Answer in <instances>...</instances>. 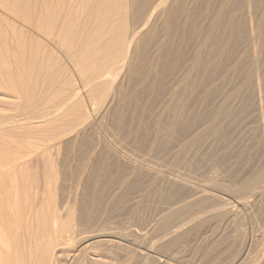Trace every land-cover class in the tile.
Returning <instances> with one entry per match:
<instances>
[{"label": "rangeland", "instance_id": "obj_1", "mask_svg": "<svg viewBox=\"0 0 264 264\" xmlns=\"http://www.w3.org/2000/svg\"><path fill=\"white\" fill-rule=\"evenodd\" d=\"M12 1H13L12 3H11V0H9L8 2L3 1V2H5V3H2L3 9L0 8V10H1L0 16L5 18L4 20L2 18H0V21H1L0 22V36L6 34L8 36V38L9 37L11 38V35H9L10 32L8 33L9 29L8 30L6 29V27H7L6 24H8L7 28H9L11 25V22L15 21V23H13V24H16V25H14V26H16V28L13 29L15 32L21 30V29L16 30L18 27H20V28H22L21 31L27 33V34L26 33L23 34V32L19 31L23 35V37H26V40H27V38L32 39L33 36L35 38L37 35L30 33L28 31V29L26 27H24L26 24L24 21L25 18L23 16V14L26 12V15H27V10L24 7V6H26V4H24L25 0H23V1L20 0V2L18 3L19 4L18 8H17V2L19 0H17V2H16V0H15V2H14V0H12ZM28 1H29V3H28ZM40 1L42 3V4H40V8H41L43 5L42 0H34V1L33 0H26V2L28 3V5H27L28 7L29 6L31 7L33 5L31 7L33 9L36 6L34 8V15H33L34 18L36 17L35 15L40 13V8H39ZM81 1H82V6H80ZM103 1L102 0H97V1L96 0H90V1L89 0H76V1L75 0H71V1L70 0H67V1L61 0V2L63 4V6L62 5L61 6L63 7V9L61 10L60 22H65L66 20H69L71 18L74 19L75 17L76 18L78 17L77 19H79V21H77V19H74L75 21L70 23V25L67 24L68 27L70 28L69 29L70 31H68V30L65 31L66 34L71 35V37H72V35L75 34V36L71 38L74 41V44H72V45L75 48L74 50L70 51L71 55H73V57L68 56V54L64 50L63 46H57V50H59L58 55L60 56L59 57V59H60L59 60V66H60V68L63 67L62 68L63 70H61V69H60L61 71L59 70V75L61 74L60 75V81L63 84L62 92L64 91L65 93H63L62 95L59 94L58 97L59 96L60 97L55 99L54 97L56 95V92H55L56 89L54 88V86H50L51 89L48 93V98H47V101L50 102L49 105L52 106L53 102H56L54 100H58V102L61 103V106L62 105L64 106L65 102H67L66 104L69 103L71 105H74V102H71L68 100L69 95L71 93V90L74 89V87L77 85L76 91H79V89L82 88V84L84 81L83 79L89 77V75L92 74L93 70H96V69L101 70L102 69L101 72L103 71V73H104L106 71L108 73V72H110L109 70L113 69V71H114L113 73L112 72L108 73L110 75H112L118 71L117 73H115L112 76L109 75L107 77V74H106V76L104 75V77H106L107 80H109V81L106 80L104 82L106 84L102 83V86H101V84L98 83V84H95L94 86H92V88H91L92 93L90 92L92 95L89 94V89L84 91L85 87L80 89V91H79L80 93L77 92L78 93V100H79L77 102L79 104H81L80 103V100H81L83 102V105H84V107L81 106V107H83L82 110H80V108H79L80 106L77 102H75V104H78L79 107L76 105L72 106V108H74L76 106L77 110L71 109V105L69 106V104L65 105L64 108L70 109L69 113L72 114L71 110H74V113L76 112V114L75 115L70 114L71 118L67 119V116H64L63 113H60L62 116H64L63 122L58 124V122L60 121V117H58L59 118L58 122L52 121L51 124H49V123H48V125H46L47 123L45 124L46 126L51 125L50 127L45 126L43 128L40 125L44 124V122H40L41 123L40 124V123H38V121L37 122L35 121V123H37V124L34 123L32 126H34V129H37V128L39 129L41 127L40 128L41 131L38 129L35 131L34 130L32 131L30 128L27 129L24 126H22L21 123L19 125H15L13 127V125H9V124H6L3 122V120H6V118L8 116L18 114V112L14 111V109H12L10 106H8V104H10V103H12V104L16 103L17 99L8 98V97H4V96L0 95V126H1L0 135L3 136V137L2 136L0 137V140H1L0 141V228H2V229L5 228L4 230L0 229L1 230L0 234L3 233V235H4V233H5L4 236L1 235L2 237H0L1 238L0 244H2L3 242L4 243L7 242V243L3 244L4 246L2 245L3 247L0 246V248H1L0 249V264H13L14 262H16L15 264H21V263H24L26 259H29V258L33 259V257L34 258L36 257V259H34V261L32 259H31L32 260L31 262H29V260L28 261L26 260L27 262H25V263L28 264V262H29L30 264H33V263L34 264H38V263H40V264H48V263L49 264L50 263L51 264H53V263H55V264H70L72 262L71 264H76V263L83 264V262H84V264H103V263L105 264V262L101 263L102 261H107L106 263H108V262L110 263V261H112L114 259H112L110 256H108V252H106L108 249L106 245L109 244L106 241L109 240L110 236H112V235L116 236V237H120L121 233L123 234L124 232H126L127 234L133 233L132 232L133 230H128V228H131L130 227L131 223H134V220H136L137 218L141 219V220L143 219V221L147 219L144 222H149L148 220H151V218H158V216H160V214L162 215L164 212H166L167 209H165V208H167L170 204H173V203L179 201L180 199L187 197L190 194H193L194 192H196V190L207 187V185L210 182L209 179L211 180V178L213 180L214 179L217 180L218 182L220 181L219 183H225V184H226V182L227 183H231V182L233 183V182L240 181L241 178L243 179L245 176H248L249 174H251V171L253 170L252 167L255 168L256 165L257 166H259V165L264 166V138H263L264 137V128L262 125L263 124L262 121L264 120V119H262V118H264V115H263L264 114V101H263L264 100V73H263L264 72V0H254L255 6H254L253 11H252V14L255 15V17L253 16L254 17L253 23H255V22H257V20H259V23L261 24L260 25L261 30H259V31H260V35H262V38H261V45L262 46H261V51L259 53L260 58L258 55V58H257L258 61L256 63L257 65H259L260 70L263 74V76H262L263 79L261 80L262 91H261L259 96L257 94V87H256V83L254 80V72H255V65H254L255 63L254 62L255 61H253L252 54H251L252 50H251V46H250L251 42H250L249 27L247 24V10H246V6H245L246 0H197V1L196 0H191V1L190 0H177L175 4H176V8L178 7L177 9H179V10H177V9L174 10L175 9L174 8V9H172L173 10L172 11V10H170V8H173V7H170L168 10L169 12L167 11V15L169 17H167V19H165L166 17L165 18L160 17L155 22L152 21V19L154 17L152 12L153 13L155 12L154 13V15H155L157 13L156 11L160 12L161 10L162 11L166 10V7H167L166 5H162L164 7L159 5L158 2L160 0H154V1L153 0H145V1L144 0H142V1L138 0V2H143V3L145 2L146 3V10L144 13L145 15L138 13V16L136 15V11H134L132 8H129L126 5V2H128L127 0H122V1L121 0H119V1L118 0H115V1L109 0L110 2L108 0H103ZM67 3H69V5H67ZM72 3H76V5H72ZM86 3H88L89 5ZM109 3H111V4H109ZM134 3H137V2H134ZM5 4L7 7H4ZM107 4H108V6H106ZM112 4H114L113 5L114 7L112 6ZM117 4H118V6H115ZM147 4H148V7H147ZM78 5H79V7H78ZM99 5H100V7H99ZM109 5L111 7H109ZM10 6L12 8L14 6V8L19 9L18 10L19 13H17L18 11L16 9H15V11H16L15 14H14V10H13V13H11L12 8ZM66 6H67V8H66ZM105 6H106V9L104 8ZM121 6H122V8H121ZM9 7L11 8V12H10L11 14L10 15L8 13L10 11ZM22 7H24L23 8L24 10H22ZM37 7L39 10L37 9ZM71 7H72V9H71ZM77 7L79 8V10L77 9ZM117 7L119 8V10H121L120 13L117 10ZM174 7H175V5H174ZM74 8L77 9V14L79 13L80 8H82L81 9L82 13H79V14H81V16L82 15L83 16L80 17L79 14H78V16L76 14L74 15V12H76L75 11L76 9L74 10ZM102 8H103V11H101ZM114 8L117 11L114 10ZM125 8H127V9H125ZM8 9H9V11H8ZM65 9H67L66 11H68V12L65 13ZM68 9H70V10H68ZM104 9L107 12H105ZM2 10L4 12H2ZM5 10H6V13L8 14V16L5 13ZM98 10H99V12H98ZM110 10H111V12H109ZM22 11H24V12H22ZM38 11H39V13H38ZM113 11H115L116 13H114ZM170 11H171V13H170ZM188 11H189L190 15L188 14ZM108 12L110 13V15L112 17L110 15H106ZM112 12L120 20H117L115 22V20L117 18L113 17L114 14ZM184 12L185 13L187 12L186 14L188 15V18L190 16L189 19L185 18ZM20 13L21 14L23 13V14L21 15ZM96 13L97 14L100 13V14H98L100 18L98 16H96ZM66 14H69V15L71 14L72 16H75V17H72L71 15L67 16ZM87 14L90 15V18ZM93 14H95V16H93ZM19 15H21L23 17H21V16H20V18L17 17L18 21L16 18L9 17V16L15 17V16H19ZM64 15H66V16H64ZM148 15H150V16H148ZM218 15H220V16H218ZM6 16H7V18H6ZM62 17H63V19H62ZM95 17H98V18H95ZM110 17H111V19H110ZM191 17H192V19H191ZM235 17H236V19H235ZM84 18H86V19H84ZM94 18H95V21L93 24L96 23V20L99 21V19H100V21H101V19H103V18L105 20L101 21L102 24L100 22H97L98 24L96 23V25L93 26V24H91V20L93 22ZM132 18H134V19H132ZM150 18H152V19L150 20ZM162 18L164 19V21ZM168 18L173 19L174 22H172L170 20L168 23ZM216 18L220 19L222 22L226 21L225 23L227 25L229 23H232L234 20V22H233V25H234L233 26L234 27L233 28V30H234L233 37L234 38H232V40L229 39L228 34H226V33H228V30L219 29L220 31H217L214 28L212 30L213 26H211L210 24H211V21L213 19H216ZM14 19H16V20H14ZM148 19H149V21H148ZM255 19H257V20H255ZM5 20H6V22H10V25H9V23H6ZM20 20H21V23H20ZM188 20H190L191 23ZM245 20H246V22H245ZM2 21L4 24L2 23ZM80 21H81V23H80ZM86 21H88L87 22L88 24L87 23L85 24ZM66 23H69V22L66 21ZM79 23H80V25H79ZM110 23L112 25L116 24V26L115 25L112 26V25H110ZM239 23H242V24H239ZM13 24L10 27L11 29L13 28L12 27ZM84 24L87 26L85 27ZM90 24H91V26H90ZM20 25H22L23 27H21ZM72 25H74V26H72ZM76 26L78 27V29ZM89 26L91 28H89ZM103 26L105 28H103ZM72 27H74V30H71ZM75 27L77 30H75ZM109 27H111V29L108 30L107 28H109ZM102 28L104 29V31L98 30V29H102ZM136 28H139L138 30L141 29V30L146 31L149 29L152 31L148 30L149 33L146 36L147 38L145 37L146 39L144 38L145 40L143 39L140 42V48L138 50H136L135 53L133 54V56H134L133 57V67L128 74L125 71L126 67L124 66V63L122 61L123 60L122 57L125 56L124 53L127 51V45L128 44L132 45L133 43H135L137 41V37L135 36V34L131 33ZM3 29L5 31L7 30L6 31L7 33ZM80 29H81V31H80ZM112 29H114V30H112ZM13 30H11V31H13ZM107 30H108V32H110L109 34H106ZM111 30L113 32H111ZM70 32H72V34H70ZM95 32L97 34H95ZM207 33L211 34V38L212 39L214 38L213 39L214 41H217L219 39L220 41H218V42H221V43L224 42L225 43L226 39L229 40V43H227L228 47L226 46L227 48L225 47L224 50L218 52V55L220 54L219 55V61H220L219 64L220 65H218L216 68L213 67V69H212V67L208 68L210 70H208V69L206 70L204 67L202 68V66H199L198 75L196 77L197 80L193 79L192 80L193 83H190L188 81L189 83L187 82L186 84H184L181 82V77H182L183 72L188 69V67H189L188 65L190 64V61L193 57L194 52L201 50L200 53L203 56H206L208 53H211V51H212V49L209 47H204V48L201 47L203 45L204 37L206 36ZM29 34H30V36L28 37ZM80 34H81V36H80ZM130 34H133V37L135 36V38H132ZM103 35L104 36L106 35L107 39H106V37L104 38ZM161 35H162V37H161ZM126 37H127V39H126ZM129 38H131L132 40ZM84 39H86V40H84ZM160 41H161V43L163 42V45H164L163 49H162V53H161V56H162V54H163V56H162V58L160 57V60H159V61H161L160 65L162 64V66L160 67V65L157 62V65H156L157 68L156 67L153 68L151 63H152V61H158L155 58V52L158 49L157 47L159 45H157V44H159ZM11 43L12 42H10V44ZM80 43H82V44H80ZM124 43H126V44L124 45ZM75 44L78 46H76ZM114 44L116 45L117 48L115 47ZM72 45L70 46L71 49H72ZM81 45L83 47L84 46L85 47L81 48ZM88 46L90 49H92V48L97 49V52L94 56L93 55L89 56L90 58L94 57L93 59H88L89 57H86L84 55L85 53H84L83 49H87ZM48 48H52V46L46 45L47 50H49ZM100 49H101V53H100ZM210 49H211V51H210ZM109 50H110V52H108ZM52 51L54 52V50H52ZM212 52H214V49ZM78 53H80V54H78ZM98 53H100V54L98 55ZM214 53L216 54V52H214ZM113 55H114V57H113ZM109 56H110V58H105V57H109ZM115 57H117V59ZM87 59H88V62H86ZM118 59H120V60L117 61ZM90 60H91V62H89ZM113 60H115V62ZM107 61H110V62L107 64L106 63ZM104 64H106V65H104ZM121 64H123V65H121ZM111 65H113V66H111ZM64 66H65V68H64ZM103 66L106 67V69ZM116 67H118V68H116ZM123 67H124V69H123ZM103 68L105 70H103ZM107 68H109V69H107ZM115 68H116V71H115ZM167 68H169V69H167ZM185 68H186V70H185ZM204 70H205V72H204ZM85 71H86V73H85ZM124 71L126 72V74ZM160 71H161V73H160ZM162 72H164V73H162ZM62 73H64V74H62ZM68 73H70V74H68ZM72 74H75V75H72ZM78 76L79 77L81 76V77L79 78ZM122 76H124V77L121 78ZM178 78H179V80H178ZM73 79H75L74 82H73ZM99 80H101V79H99ZM118 80H120V81H118ZM81 81H82V83H81ZM160 82H162V83H160ZM65 83H66V85H65ZM74 83H75V85L72 86V84H74ZM194 83H195V85H194ZM67 84L69 85V87H72V88L70 89V88L66 87ZM118 84H119V86L116 87V85H118ZM187 84H189V85H187ZM175 85H176V87H174ZM160 86L162 88H160ZM102 87H104V88H102ZM181 87H184V88H181ZM186 87H190L192 90L190 88L188 89ZM172 88H175L176 90L172 89ZM182 90H184V91H182ZM51 91L55 92V94L53 95L54 97H52V94L50 95ZM97 91H99V92L97 93ZM169 91L172 92V94H175L176 96L180 95L182 97V95H183L184 98L188 96V98L186 99L187 101L185 100V102H186L185 107H183L181 111H179V112L177 111L178 112L177 115H175L173 112H172V114L169 113V111L171 112V110H169V107H167V106H168V104H169V106L170 105L172 106V104H171L172 98H170L172 96H170L171 93ZM186 91H188V93ZM103 92H106V93H103ZM168 93H169V95H168ZM105 94H106V96H105ZM65 96H66V98H64ZM101 96L103 98H101ZM261 97H262V99H261ZM87 98L92 103L88 102ZM91 98H92V101H91ZM8 99H10V100L8 101ZM164 99H166V100H164ZM14 100H16V101H14ZM99 100H100V102L103 101L104 104L100 103ZM167 102H168V104H165ZM36 103H39V102H36ZM101 104H103V105H101ZM163 104H165V105H163ZM173 104L176 106L175 103H173ZM93 105L97 106V107L99 105L100 106L98 108L96 107V109H95V107ZM106 105H109L110 107H109L108 112L105 115H103V117H102V115H99V113L101 114V111L104 109V107ZM161 105H163L164 108L168 109V112L165 109L163 110V107ZM175 106H174V108H175ZM32 107L33 108L38 107V105L33 104ZM101 107H102V109H101ZM66 109H63L61 112L68 110V109L67 110ZM96 110H99V111L96 112ZM1 111L4 113H2ZM78 111H80V112L78 113ZM66 113L69 114L68 112H66ZM66 113L64 112V114H66ZM161 114H162V116H161ZM100 116H101V118H100ZM90 117H91V119H90ZM99 124L101 125L100 127H99ZM5 125H7L9 128L4 127ZM20 125L22 126L21 128H20ZM36 125H39V126H36ZM93 126H96V127L92 128ZM16 127H18V128H16ZM52 128H53V131H52ZM21 129H23V130H21ZM167 129L169 131H166ZM102 130L105 131L104 135L101 134V133H104V132H102ZM158 130H160V131H158ZM78 131H80V132H78ZM40 132H41V134H39ZM44 132H45V134L46 133H48V134L44 135ZM50 132H52L54 135L51 134ZM162 132L164 133V135ZM38 134L42 138H40ZM58 134H60V135H58ZM65 134H67V135H65ZM102 135L105 137L103 138ZM5 136L6 137L11 136L10 138H12L11 139L12 144L10 143L11 141L8 142L7 140H5V138H6ZM31 136H33V137H31ZM50 136H52L53 138L55 137L56 139H54V140H56V141H53L52 143L47 141L48 139H50V141H52L51 140L52 137H50ZM46 137H47V140H46ZM48 137H50V138H48ZM58 137H60V139ZM2 138H4V139H2ZM10 138H7V139L10 140ZM13 139L15 140V142ZM21 139L26 140L25 141L26 143H24V140H21ZM57 139H59V141ZM29 140L30 141L33 140V146L35 144V147L38 144L41 145L40 143L43 140H46L48 144L50 143L48 146L49 150H50L49 151L50 154L47 152L48 154L46 153V155H51V157L48 156L49 157L48 158L45 155L47 157L45 159L48 162H50L49 164H53L52 166L51 165H50V167L47 166L49 164H46L47 167L43 166L42 164L45 161V159H41V158L39 159V157H38V156H40V154L43 150H44L43 154H45L44 152H46L45 150H47L48 147H47V149H44V148H42V146L40 147L38 145L39 147L37 146L36 149L32 148L33 149L32 153H34V154L32 156L29 155V154H31V151L28 152L27 147L29 146V144H32V141L29 142ZM155 140H156V142H155ZM34 142H36V143H34ZM2 143H4V144H2ZM27 143H28V146H27ZM106 143H108V144H106ZM15 144H16V146H15L16 148L14 147ZM152 144H153V146H152ZM56 146H58L59 148ZM4 147H6V148H4ZM17 147H18V149H19V147L21 149L18 150ZM29 147L31 149L32 145ZM24 148L27 150L23 151V150H25ZM13 149H17L18 151L13 150ZM55 149H56V151H55ZM94 151H95V153H94ZM54 152L56 153V155L58 154V159H56L57 156L54 155ZM8 153L10 154V156L8 155ZM11 153H13V154L11 155ZM74 153H76V154H74ZM14 154H16L17 156L19 154V156L15 157ZM21 155H24V156L26 155V157L22 156V158H21ZM52 155H53V157H52ZM54 156H55V158H54ZM32 158H33V161L35 164L32 163L33 162L31 160ZM51 158H53V160H51ZM129 158H130V160H129ZM28 160H29V162H28ZM49 160L53 161V163H51V161H49ZM41 161H43V162H41ZM131 161H134V162H132V163H134L133 167H132ZM27 163L30 165H28ZM64 163L65 164L67 163V164L65 165ZM24 164L28 169L24 166ZM33 164L36 166L33 167L32 166ZM20 165L22 166L21 169H20V167H18ZM44 165H45V163H44ZM7 166L9 167V169L7 168ZM43 167H45V169ZM48 167H49V169H47ZM65 167H67V168H65ZM259 167H261V166H259ZM137 169H138V171H137ZM32 170H34V171H32ZM46 170L47 171L50 170V172L52 173V174L50 173L51 175H53V173H54L53 177H51V178H53L51 183H50V179H51L50 176H47L50 174H49V172H47L48 174H46ZM133 171H135V172H133ZM35 172L37 175L35 174ZM77 172H78V174H77ZM21 173L24 176H22ZM26 173L27 174L29 173V174L25 177ZM59 173L62 175L58 176ZM12 174H15V176ZM30 174H31V176H29ZM42 174L44 175L43 177L46 176L45 179L42 177ZM63 174H65V176ZM40 175L42 178H40ZM80 175H82V177L83 176L84 177L82 178ZM21 176H22V178H21ZM54 176H56L55 177L56 181H53ZM72 176H75L76 178L74 177V179H72ZM23 177H25V178L23 179ZM27 177H28V179H27ZM33 177H34V180L37 184H35ZM35 177L37 178V181H36ZM48 177H49V182L47 181ZM64 177L65 178L67 177V179H66L67 181L65 179H63ZM167 177H168V179H171V180H168ZM175 177L177 179L175 181H173L172 179H175ZM57 178H58V180H57ZM70 178H71V180H70ZM78 178L82 179V180H80L81 182L78 180ZM9 179H11V181ZM41 179H42V181L44 179V181L43 182L40 181ZM83 179L85 180V182L83 181ZM24 180L27 181L26 182L27 186H28V181H30L31 183L33 182V184H34V186H33V184L31 185L32 188L30 186L27 187L28 192L27 191L23 192L24 188L26 190V183L25 184L22 183V181L25 182ZM86 180H87V182H86ZM170 181H171V183H170ZM177 181L179 183H177ZM40 182H42V186H40V184H41ZM47 182L50 184H48ZM53 182L55 183V189H56V187L58 188V186H60L59 188H62V187L64 188L65 191H63L62 189H61V191H63L65 193V194L63 193V195H66L69 197L68 199L65 196H63L62 194H60V192H59L60 190H58L59 188L55 190L56 192L51 191V190H53V188H51V186L54 184ZM207 182H208V184L206 185ZM9 183H10V185H9ZM43 183L46 185H44ZM69 183H71V185ZM75 183H77V185ZM78 184L80 185V187ZM161 184H162V186H161ZM38 185L40 186L42 191L45 188V191H44L45 193H46V191H48L47 193L50 197L49 198L47 197V199L49 201V199L51 198L49 201L50 204L48 203V201L46 199V196H48L47 193L45 194L42 191L38 190L37 189ZM72 185H75V186H72ZM71 186H72L73 190H76V189L77 190L72 191ZM49 188H51V190H49ZM29 190H31L34 193H30ZM37 190L42 192L43 194L40 192L38 194ZM57 190H58V192H57ZM20 191H21V193H20ZM49 191H51L50 194H49ZM75 192L77 193L76 195L74 194ZM58 193H59V195H58ZM21 194L24 197L26 196L29 201L31 199L33 202H35L33 204L36 207L31 203V201L29 202L27 199H23V201L25 200L24 202H26V203H24L21 200V197H20V196H22ZM41 194H42V197L39 198V196ZM71 196H72V198H71ZM74 196L77 197V200H76V197H74ZM14 197H16V199H14ZM24 197H22V198H24ZM31 197L34 199L36 198V199L34 200ZM44 198H45L44 202L46 203V204L45 203L44 204L46 206H42V209L44 207V210H46V207L48 208L49 205H51V206H50V208H48L46 210V211H48V212H46V215H43L44 217H42L41 214L42 213L44 214L45 211L42 210L40 206H38V209H36V208H37L38 204H40V205L43 204L42 201L38 202V200H43ZM63 198L65 200L67 199L66 201L67 202L69 201V202L66 203ZM17 200H19V201H17ZM58 200L60 203L57 202ZM62 200H64V201H62ZM61 201L64 203L63 207H62V205H60V204H62ZM261 201L262 202H259V203H256L255 205H253L255 208V210H253L254 214L251 213L253 211L250 212L251 213L250 215L247 212L248 214L244 215L243 216L244 218L242 217L240 219H237V221L235 219L232 220L228 217L223 219V220L222 219L218 220L219 219L218 217H215V218L209 217V215L211 213L206 214V216L208 215L207 216L208 218H206V216H205L204 220H207V222L204 224V226L202 225L203 227L201 226L198 229L200 231L199 234L201 236L200 235L198 236L199 239L198 238L197 239L190 238L189 241H186L190 245L186 243L183 245L184 248L182 247L181 250L179 249L180 250V252H179L180 256L178 254L177 259L180 258V261H182L181 264H264V241H263L264 240L263 239L264 238V198ZM27 202L29 204L31 203L30 206H28V207H27ZM36 202H38V204ZM51 202H55V203L53 204ZM251 202L253 203L256 201H254V198H252ZM57 204L59 207L57 206ZM68 204H70V205H68ZM66 205L69 207L72 206L75 209L74 208H72V209L68 208L67 209ZM14 206H16V210H15ZM29 207H31V209H32L31 211H30ZM51 207L53 209H51ZM64 207H66L67 210ZM21 208H22V211H20ZM24 208H26V209H24ZM33 208H34V210H33ZM54 208H57V210L59 211L57 213H59V214L53 213V212L57 211ZM28 209H29V211H28ZM35 209L38 211L40 210L39 213H41V210H42L41 214H39L37 211V213H38L36 215L37 218L35 216L28 215L29 213L33 214L34 212H36ZM61 209H62V211H61ZM25 210L29 212L27 214L28 216L26 215V213H24ZM64 210H66V212H65L67 214L66 216L63 214ZM68 210H69V212H67ZM72 210H74V214H75V215L74 214H72V215H74L75 217L71 216ZM76 210H77V212H75ZM11 211H13V212H11ZM14 211H15V213H14ZM31 212H33V213H31ZM51 212L54 214V216L56 215V219H57L58 215H60V214H61V216L64 215L63 216L64 218L61 217V219H59L60 218V216H59L58 222L53 217V219L56 220L55 222L57 224L60 223V220L62 223H65L67 221V219L70 218V216L72 218H74L76 221H78V223H76L75 220H74L75 221L74 223H71L72 226H75L74 228H72V229H74V231L71 230V232L75 233V234H72V233L69 234L70 230L65 231V232H67V234L65 232H63V236H62L63 239L62 240L64 242L62 240H60L62 242H58L57 245L54 246V247H56V249L53 247H52L53 249L51 248V250L53 252L49 249L50 253L49 252L46 253L45 252L46 247L44 244H45V241H46V244L48 242V238L46 235H48L47 233L49 231H47V230H49V228L48 227H42V226H43V219L46 218L47 214L50 216L49 213H51ZM216 213L214 212L213 214L215 216L220 215L218 212H216ZM19 214H21V215H19ZM53 214H51V215L53 216ZM213 214H211L210 216H212ZM12 215H14L15 217H12ZM38 215H41V216H38ZM131 215H132V220L129 217ZM33 217L36 219H34ZM79 217H82V218H79ZM89 217L91 218V220L89 219ZM128 217L130 218V220H128L129 219ZM40 218H42V226L38 225L40 223L39 220L41 221ZM47 218H49V217L47 216ZM72 218H70V222H72L71 221ZM209 219H212V220H209ZM229 219L232 221H230ZM37 220H38V222H37L38 224L36 223ZM45 220H46L48 226L55 225V223L49 224L51 222L50 220H49L50 222L47 221L48 219H45ZM45 220H44V223H45ZM126 220H128V221H126ZM24 221L26 224L23 223ZM83 221H85V222H83ZM131 221H133V222H131ZM124 222H125V224H124ZM129 222H131V223H129ZM75 223L77 226L75 225ZM126 223H127V225H126ZM27 224H28V227H27ZM44 225H46V224H44ZM83 225H85V226L82 227ZM123 225H126V227ZM37 226H39V227L36 228ZM79 227L80 228L82 227V229H81L82 231L79 230L80 229ZM122 227H123V229H122ZM39 228H40V230H38ZM46 228H47V230H46ZM75 228H77V230H75ZM83 228H87V229H85L86 233H85ZM13 230H16V231L14 232ZM42 230L47 232L46 235H45V232ZM41 231H42L43 235L41 234ZM6 233H8V234L6 235ZM21 233H22V235H21ZM64 233H65V235H64ZM98 233H100V234H98ZM34 234L37 237V240L36 239L34 240L35 242L32 241L34 239L33 238ZM40 234L42 236H40ZM86 234H89V235L87 236ZM204 234H205V236H203ZM29 235L31 237H28ZM38 235L42 238L38 239V238H40ZM84 235H86V236L84 237ZM94 235H96V236H94ZM6 236H8V237H6ZM20 236L23 237V240H20V239H22ZM78 236H80V237H78ZM101 236H102V239L105 238V241L101 239ZM88 237H95V240L97 239V241H99V242L101 241V242L98 244H95V245L94 244L90 245V243H84L85 245L83 246V244H82V245L78 246L79 247V249H78L76 244H77V241L79 240V238L80 239L81 238L87 239ZM3 238L8 239V240L2 241ZM27 238L28 239L30 238L29 241L32 239L31 240L32 243L34 242L35 244H37V245H35L34 243H33L34 245L32 244L34 247L36 246L37 250L35 249L36 250V252L34 251L35 253H33V250H32L33 248H32V245L30 244L31 242L29 243ZM38 240L40 243L37 242ZM40 240H42V241H40ZM11 241L13 243H11ZM102 241H104V243L105 242L107 243V244L105 243L106 245L105 244L103 245L104 246L103 249H101V247H99V246H102L101 245ZM22 242L24 243L25 246L27 245V247H29L27 243H29V245H31L32 249L30 247H29L30 249L28 248L29 250H31V252L28 249L26 250L27 253H26V251L24 252V250L27 247H24V245L22 246L21 245V244H23ZM260 242H262V244L259 245V247H261V246H263V247H261L262 249L259 248L260 250L259 249L257 250L258 247H256V246H258V243H260ZM60 243L62 244L61 246L58 245ZM86 244H87V247L90 246V248L87 249ZM5 245H9V248H8V246L5 247ZM15 245L16 246L20 245V247L22 246V248H25V249L21 250V248L20 249L17 248L19 246L15 247ZM41 245H42V247H41ZM96 245H98V246H96ZM38 246L40 247V249ZM72 246H74V247H72ZM91 246H94V247H91ZM108 246H110V244ZM82 248H84V249H82ZM146 248H148V246ZM99 249H101V250H99ZM118 249H115L116 252H118L116 254L120 253V255H117V256L120 257L121 259H122V257H124L123 258L124 264H126V263L127 264H133L134 262H136V261H134L133 258H128L129 260L125 259V257H126V255H125L126 252H124L125 250H123L122 247H120V249L123 252L120 249H119L120 250L119 251ZM254 249H256L257 251H255ZM7 250H9V251H7ZM19 250L21 251V253L24 252L27 255L26 256H24L23 254L21 255ZM13 251H16L17 256L20 254V257L24 256L25 258L21 259L22 257L20 258L18 256V258H20L21 261L19 259L15 260L17 258V256H16V258H15V256L13 257L12 253H14V255H15V252H13ZM17 251L19 252V254H17L18 253ZM42 252H44V253H42ZM141 252H142V254L144 253V251L138 250V253H141ZM55 253L58 254V257L55 256ZM31 254H32V256H31ZM46 254H47V256H45ZM84 254H85V256H83ZM255 254H257V255H255ZM42 255H43V257H42ZM72 256H75V257L72 258ZM9 257L11 260L9 259ZM257 257H259V258H257ZM70 258H72V259H70ZM12 259L15 261H13ZM94 259H96V260H94ZM99 259H101V261H98ZM184 259H186V260L184 261ZM72 260H74V261H72ZM78 260L81 262H79ZM82 260H84V261H82ZM10 261H11V263H10ZM37 261H38V263H36ZM112 262H114V263H112ZM112 262L110 264H115L116 260H114ZM117 263L120 264V262H118V261H117Z\"/></svg>", "mask_w": 264, "mask_h": 264}, {"label": "bare ground", "instance_id": "obj_2", "mask_svg": "<svg viewBox=\"0 0 264 264\" xmlns=\"http://www.w3.org/2000/svg\"><path fill=\"white\" fill-rule=\"evenodd\" d=\"M3 1H6V2H8L9 0H0V8L1 9H3L2 7H3V5H2V3H5V2H3ZM23 1V0H22ZM34 1V0H33ZM43 1V5H42V7L40 8V4H42L41 3V1H40V3H39V8H40V13H39V11H38V13L39 14H37V15H35L36 17L34 18V8L36 7H34L33 9L29 6H27L28 5V3H29V1H28V3L26 2V0H25V2H24V4H26V6H24L25 7V9L27 10V15H26V12L23 14V16H24V21H25V26L24 27H26L27 29H28V31L30 32V33H32V34H35V35H37L35 38H34V36L32 37V39H30V38H27V40H26V37H23V35L20 33V32H23V31H21L22 30V28H20V27H18L16 30H19V29H21V30H19V31H14L13 29H15L16 28V26H14V25H16V24H13V23H15V21L14 22H11V25L13 24V28L11 29L10 27H11V25H10V22H6V20H5V22L6 23H9V25H10V27L9 28H7L8 27V24H6V29L8 30V33H9V35H11V38L9 37L8 38V36L5 34V35H1L0 37V95H2V96H4V97H8V98H15V99H17V102L16 103H14V104H12V103H10V104H8V106H10L12 109H14V111H16V112H18V114L17 115H10V116H8L7 118H6V120H3V122L4 123H6V124H9V125H13V127L15 126V125H19L20 123L22 124V126H24L25 128H30L32 131L34 130H37L38 128L36 127V126H39L41 123L40 122H44V124H42V125H40V126H42L43 128L46 126V125H48V123L49 124H51V122L52 121H59V118L58 117H60V121L58 122V124L59 123H61V122H63V117L64 116H67V119L68 118H71L70 116L72 115V114H76V112L74 113V110H71V112H72V114L71 113H69L70 111V109H66V108H64V106L65 105H68V104H66L67 102H65L64 104V106L62 105L61 106V103H59L58 102V100H54V101H56V102H53V105L52 106H50L49 105V103L50 102H48L47 101V98H48V93H49V91H50V89H51V87L50 86H54V88L56 89V95H55V97L53 96L54 94H55V92L54 91H51L50 92V95L52 94V97H54L55 99H57V98H59L58 97V95L60 94V95H62L63 93H65L64 91L62 92V87H63V84H62V82L60 81V75H59V70L61 69V70H63L62 68L63 67H61L60 68V66H59V55H58V52H59V50H57V46H63L64 47V50L66 51V53L68 54V56H72L73 57V55H71V50H74L75 48L73 47V45L72 44H74V41L71 39L72 37H74L75 36V34L74 35H72V37H71V35H68V34H66V32L65 31H70L69 29V27H68V25L67 24H69L70 25V23H72V22H74L75 20L74 19H77L75 16H72L71 14V16L72 17H75L74 19H69V20H66V21H68L69 23H66V21L65 22H60V16H61V10L63 9V4H62V2H61V0H42ZM56 3H54V2ZM67 1V0H66ZM71 1V0H70ZM76 1V0H75ZM90 1V0H89ZM97 1V0H96ZM103 1V0H102ZM109 1V0H108ZM111 1V0H110ZM109 1V2H110ZM112 1H115V0H112ZM119 1V0H118ZM122 1V0H121ZM128 2H126V5L129 7V8H132L134 11H136V15L138 16V13H140V14H143V15H145L144 13H145V10H146V3L144 2H138V0L136 1H134V0H127ZM142 1V0H141ZM145 1V0H144ZM154 1V0H153ZM176 1L177 0H160L158 3H159V5H166L167 7H166V10H161L160 12H158V11H156L157 13L154 15V13L152 12V14H153V19L152 18H150V20L152 19V21L153 22H155L158 18H160V17H163V18H165V19H167V17H169L168 15H167V11L169 10V8L170 7H173V8H170V10H172V9H174V10H176L177 8H176ZM191 1V0H190ZM197 1V0H196ZM13 1L11 0V3H12ZM14 2H15V0H14ZM16 2H17V0H16ZM20 2V0L17 2V8L19 7V3ZM104 2V1H103ZM134 2H137V3H134ZM246 2V10H247V24H248V27H249V34H250V42H251V50H252V59H253V61H255L254 63V65H255V72H254V80H255V83H256V87H257V94H258V96L260 95V93H261V91H262V83H261V80L263 79V74H262V72H261V70H260V67H259V65H257L256 63H257V58H258V55H259V53H260V51H261V38H262V35H260V31L259 30H261V28H260V23H259V20H257V19H255V20H257V22H255V23H253V20H254V17H255V15H253L252 14V11H253V8H254V6H255V4H254V0H246L245 1ZM10 3V2H9ZM10 3V4H11ZM35 3V2H34ZM33 3V4H34ZM61 3V4H60ZM70 3V2H69ZM69 3H67V5H69ZM79 3V2H78ZM102 3V2H101ZM117 3V2H116ZM157 3V2H156ZM227 3V2H226ZM9 4V5H10ZM15 4V3H14ZM54 4V5H53ZM86 4H88V3H86ZM94 4V3H93ZM105 4V3H104ZM109 4H111V3H109ZM175 5V7H174V5ZM8 5V6H9ZM13 5V4H12ZM16 5V4H15ZM14 5V6H15ZM62 5V6H61ZM72 5H76V3H72ZM89 5V4H88ZM114 4H112V6H113ZM158 5V6H159ZM173 5V6H172ZM257 5V4H256ZM14 6H13V8H14ZM80 6H82V1H81V5ZM106 6H108V4L106 5ZM106 6L104 7L105 9H106ZM115 6H118V4L117 5H115ZM150 6V5H149ZM4 7H7L6 6V4H5V6ZM11 7V6H10ZM9 7V9H10V11H9V9H8V13H9V15L11 14V13H13V10H14V14H15V9L16 8H12V12H11V8ZM16 7V6H15ZM24 7H22V10H24L23 8ZM62 7V8H61ZM78 7H79V5H78ZM77 7V9L79 10V8ZM97 7V6H96ZM99 7H100V5H99ZM109 7H111L110 5H109ZM114 7V6H113ZM147 7H148V4H147ZM162 7H164V6H162ZM243 7V6H242ZM66 8H67V6H66ZM70 8V7H69ZM121 8H122V6H121ZM120 8V9H121ZM150 8V7H149ZM158 8V7H157ZM161 8V7H160ZM180 8V7H179ZM244 8V7H243ZM5 9V8H4ZM37 9H38V7H37ZM71 9H72V7H71ZM76 8H74V10H75ZM77 9L75 10L76 12H74V15L76 14L77 16H78V14L79 13H82V11H81V9L82 8H80V11H79V13L77 14ZM105 9H104V11H105ZM112 9V8H111ZM125 9H127V8H125ZM17 11L19 10V9H16ZM39 10V9H38ZM67 9H65V13L66 12H68V11H66ZM68 10H70V9H68ZM87 10V9H86ZM108 10V9H107ZM114 10H116L115 8H114ZM117 10L119 11V13L121 12V10H119V8L117 7ZM116 10V11H117ZM177 10H179V9H177ZM197 10V9H196ZM195 10V11H196ZM257 10V9H256ZM95 11V10H94ZM101 11H103V8H102V10ZM100 11V12H101ZM154 11V10H153ZM173 11V10H172ZM182 11V10H181ZM187 11V10H186ZM204 11V10H203ZM0 12H1V10H0ZM2 12H4L3 10H2ZM11 12V13H10ZM22 12H24V11H22ZM71 12V11H70ZM98 12H99V10H98ZM105 12H107V11H105ZM109 12H111V10L109 11ZM108 12V13H109ZM114 13H116L115 11H113ZM112 12V13H113ZM151 12V11H150ZM169 12V11H168ZM5 13H6V10H5ZM4 13V14H5ZM17 13H19V11L17 12ZM94 13V12H93ZM104 13V12H103ZM106 14V15H110V13L109 14ZM113 13V14H114ZM118 13V12H117ZM118 13V14H119ZM135 13V12H134ZM170 13H171V11H170ZM185 13V12H184ZM187 13V12H186ZM184 14V16H185V18L187 19L188 18V15L187 14ZM193 13V12H192ZM7 14V13H6ZM21 14V13H20ZM21 14V15H22ZM64 14V13H63ZM84 14V13H83ZM98 14H100V13H98ZM97 13H96V16H98L99 17V15H98ZM102 14V13H101ZM188 14H189V11H188ZM218 14V13H217ZM21 15H19V16H9V17H11V18H16L17 19V21H18V18H20V16ZM67 16H70L69 14H66ZM66 15H64V16H66ZM80 15V17H82L81 16V14H79ZM88 15V14H87ZM103 15V14H102ZM173 15V14H172ZM190 15V14H189ZM221 15V14H220ZM220 15H218V16H220ZM7 16H8V14H7ZM7 16H6V18H7ZM23 16H21V17H23ZM89 16V18H90V15H88ZM93 16H95V14H93ZM111 16V15H110ZM119 16V15H118ZM121 16V15H120ZM147 16V15H146ZM148 16H150V15H148ZM183 16V17H184ZM254 16V17H253ZM18 17V18H17ZM79 17V18H80ZM98 17H95V18H98ZM107 17V16H106ZM112 17V16H111ZM111 17H110V19H111ZM113 17H115V18H117V16L114 14L113 15ZM140 17V16H139ZM144 17V16H143ZM180 17V16H179ZM216 17V16H215ZM262 17V16H261ZM0 18H2L3 20L5 19V18H3V17H1L0 16ZM66 18V17H65ZM68 18V17H67ZM93 18V17H92ZM95 18H94V20H93V22H92V20H91V24H93L94 23V21H95ZM100 18V17H99ZM105 18V17H104ZM101 19V21H103V20H105V19ZM138 18V17H137ZM149 18V17H148ZM162 18V19H163ZM175 18V17H174ZM189 18H190V16H189ZM188 18V19H189ZM240 18V17H239ZM1 19V20H2ZM10 19V18H9ZM16 19H14V20H16ZM23 19V18H22ZM62 19H63V17H62ZM81 19V18H80ZM84 19H86V18H84ZM109 19V20H110ZM113 19V18H112ZM132 19H134V18H132ZM176 19V18H175ZM184 19V18H183ZM191 19H192V17H191ZM190 19V20H191ZM235 19H236V17H235ZM243 19V18H242ZM117 20H120L119 18H117L116 20H115V22L117 21ZM172 21V22H174V20L173 19H171V18H168V23H169V21ZM177 20V19H176ZM190 20H188V21H190ZM231 20V19H230ZM77 21H79V19H77ZM101 21H100V19H99V21H97L96 20V23L97 22H100L101 23ZM148 21H149V19H148ZM147 21V22H148ZM163 21H164V19H163ZM166 21V20H165ZM192 21V20H191ZM191 21H190V23H191ZM203 21V20H202ZM1 22V21H0ZM23 22V21H22ZM88 21H86L85 22V24L87 23ZM106 22V21H105ZM171 22V23H172ZM201 22V21H200ZM226 22V21H225ZM225 22H222L220 19H218V18H216V19H213L212 21H211V26H213L212 27V30H213V28L214 29H216L217 31H220L219 29H224V30H228V33H226V34H228V38L229 39H231L232 40V38H234L233 37V35H234V30H233V22H234V20H233V22L232 23H229L228 25L225 23ZM241 22V21H240ZM245 22H246V20H245ZM2 23H3V21H2ZM18 23V22H17ZM20 23H21V20H20ZM80 23H81V21H80ZM80 23H79V25H80ZM96 23L95 24H93V26L94 25H96ZM108 23V22H107ZM106 23V24H107ZM152 23V22H151ZM158 23V22H157ZM167 23V24H168ZM4 24V23H3ZM76 24V23H75ZM83 24V23H82ZM84 24V26L86 27L87 25H85ZM88 24V23H87ZM91 24H90V26H91ZM98 24V23H97ZM102 24V23H101ZM105 24V25H106ZM119 24V23H118ZM239 24H242V23H239ZM238 24V25H239ZM23 25V24H22ZM22 25H20L21 27H23ZM104 25V26H105ZM110 25H112L111 23H110ZM113 25H115L116 26V24H113ZM112 25V26H113ZM72 26H74V25H72ZM89 26V28H91ZM98 26V25H97ZM102 26V25H101ZM103 26V28H105ZM119 26V25H118ZM155 26V25H154ZM71 27V26H70ZM77 27V26H76ZM76 27H75V30H77L78 29V27H77V29H76ZM4 28V27H3ZM88 28V29H89ZM95 28V27H94ZM98 29V30H103L104 31V29ZM145 28V27H144ZM237 28V27H236ZM235 28V29H236ZM239 28V27H238ZM5 29V28H4ZM3 29V30H4ZM13 30V31H11V30ZM108 30L109 29H111V27H109V28H107ZM115 29V28H114ZM114 29H112V30H114ZM139 28H136L134 31H132L131 33H134L135 34V36L137 37V41L135 42V43H131L132 45H130V44H128L127 45V51L124 53L125 54V56L124 57H122V61H123V63H124V66L126 67V72L129 74V72L131 71V69H132V67H133V54L135 53V51L136 50H138L139 48H140V42L147 36V34L149 33V31H152V30H146V31H144V30H138ZM151 29V28H150ZM160 29V28H159ZM163 29V28H162ZM243 29V28H242ZM6 30V31H7ZM71 30H74V27H72L71 28ZM87 30V29H86ZM90 30V29H89ZM108 30H107V33L106 34H109L110 32H108ZM111 30V32H113ZM164 30V29H163ZM211 30V29H210ZM209 30V31H210ZM215 30V31H216ZM237 30V29H236ZM5 31V30H4ZM5 31V32H6ZM80 31H81V29H80ZM91 31V30H90ZM246 31V30H245ZM75 32V31H74ZM83 32V31H82ZM102 32V31H101ZM227 32V31H226ZM7 33V32H6ZM26 32H23V34H25ZM68 33V32H67ZM218 33V32H217ZM27 34V33H26ZM70 34H72V32H70ZM78 34V33H77ZM76 34V35H77ZM95 34H97L96 32H95ZM104 34V33H103ZM131 35V37L132 38H135V36L133 37V34H130ZM164 35V34H163ZM171 35V34H170ZM174 35V34H173ZM215 35V34H214ZM220 35V34H219ZM218 35V36H219ZM25 36V35H24ZM30 36V34L28 35V37ZM80 36H81V34H80ZM104 36V35H103ZM149 36V35H148ZM158 36V35H157ZM160 36V35H159ZM106 37V35L104 36V38ZM161 37H162V35H161ZM83 38V37H82ZM86 38V37H85ZM91 38V37H90ZM97 38V37H96ZM147 38V37H146ZM145 38V39H146ZM159 38V37H158ZM75 39V38H74ZM106 39H107V37H106ZM126 39H127V37H126ZM129 39H131V38H129ZM144 39V40H145ZM214 39V38H213ZM212 38H211V34L210 33H207L206 34V36L204 37V40H203V45L201 46L202 48H204V47H209V48H211L212 49V51H213V49H214V52H216V54L214 53V52H212L211 51V49H210V51H211V53H208L206 56H203L201 53H200V51H196V52H194V54H193V57H192V59H191V61H190V64L188 65L189 67H188V69L186 70V68H185V70L186 71H184L183 72V74H182V77H181V82L182 83H184V84H186L188 81L190 82V83H193L192 82V80L193 79H195V80H197V75H198V69H199V66H202V68L204 67L206 70L208 69V68H211L212 67V69H213V67H217L218 65H220L219 64V55H218V52H220V51H222V50H224L225 49V47L228 45L227 43H229V40H225L226 42L224 43V42H218V41H220L219 39L217 40V41H214ZM70 40V41H69ZM72 40V41H71ZM84 40H86V39H84ZM124 40V39H123ZM132 40V39H131ZM150 40V39H149ZM164 40V39H163ZM213 40V41H212ZM237 40V39H236ZM79 41V40H78ZM97 41V40H96ZM129 41V40H128ZM10 42H12L11 44H10ZM71 42V43H70ZM89 42V41H88ZM125 42V41H124ZM70 43V44H69ZM78 43V42H77ZM115 43V42H114ZM150 43V42H149ZM237 43V42H236ZM263 43V42H262ZM80 44H82V43H80ZM121 44V43H120ZM123 44V43H122ZM126 43H124V45H125ZM202 44V43H201ZM231 44V43H230ZM235 44V43H234ZM233 44V45H234ZM46 45H48V46H52V48H48L49 50H47L46 49ZM72 45V49L70 48V46ZM76 45V44H75ZM115 45V44H114ZM157 45H159L157 48V50H156V52H155V58L158 60V61H152V63H151V65H152V67L153 68H155L156 67V65H157V62H158V64L160 65V63H161V61H159L160 60V57L162 58V56H163V54H162V56H161V53H162V49H163V42L161 43V41H160V43L159 44H157ZM156 45V46H157ZM166 45V44H165ZM76 46H78V45H76ZM90 46V45H89ZM89 46H88V48L87 49H83L84 50V55L86 56V57H89V56H94L95 54H96V52H97V49L96 48H92V49H90L89 48ZM235 46V45H234ZM83 46L81 45V48H82ZM85 47V46H84ZM83 47V48H84ZM115 47H116V45H115ZM125 47V46H124ZM187 47V46H186ZM228 47V46H227ZM226 47V48H227ZM117 48V47H116ZM201 48V49H202ZM107 49V48H106ZM111 49V48H110ZM114 49V48H113ZM208 49V48H207ZM52 50H54V52L52 51ZM81 50V49H80ZM129 50V51H128ZM216 50V51H215ZM76 51V50H75ZM237 51V50H236ZM263 51V50H262ZM108 52H110V50L108 51ZM122 52V51H121ZM207 52V51H206ZM100 53H101V49H100ZM100 53H98V55L100 54ZM120 53V52H119ZM150 53V52H149ZM148 53V54H149ZM78 54H80V53H78ZM114 54V53H113ZM116 54V53H115ZM140 54V53H139ZM137 55V54H136ZM154 55V54H153ZM108 56V55H107ZM119 56V55H118ZM117 56V57H118ZM263 56V55H262ZM113 57H114V55H113ZM117 57H115L116 59H117ZM120 57V56H119ZM118 57V58H119ZM142 57V56H141ZM94 57H89L88 59H93ZM105 58H110V56L109 57H105ZM114 58V59H115ZM138 58V57H137ZM259 58H260V55H259ZM78 59V58H77ZM88 59H87V61L86 62H88ZM62 60V59H61ZM120 59H118L117 61H119ZM250 60V59H249ZM112 61V60H111ZM114 62H115V60H113ZM186 61V60H185ZM62 62V61H61ZM89 62H91V60L89 61ZM99 62V61H98ZM110 61H107L106 63L108 64ZM163 62V61H162ZM72 63V62H71ZM83 63V62H82ZM118 63V62H117ZM181 64V63H180ZM104 65H106V64H104ZM121 65H123V64H121ZM158 65V66H159ZM111 66H113V65H111ZM162 66V64L160 65V67ZM69 67V66H68ZM104 67V66H103ZM115 67V66H114ZM159 67V68H160ZM164 67V66H163ZM166 67V66H165ZM168 67V66H167ZM64 68H65V66H64ZM84 68V67H83ZM90 68V67H89ZM105 69H106V67H104ZM103 68V70H105ZM113 68V67H112ZM116 68H118V67H116ZM116 68H115V71H116ZM157 68V67H156ZM201 68V67H200ZM254 68V67H253ZM262 68V67H261ZM67 69V68H66ZM65 69V70H66ZM107 69H109V68H107ZM123 69H124V67H123ZM164 69V68H163ZM167 69H169V68H167ZM171 69V68H170ZM60 70V71H61ZM76 70V69H75ZM82 70V69H81ZM85 70V69H84ZM102 70V69H101ZM101 70L100 69H96V70H93L92 71V74H90L89 75V77H87V78H84L83 80V84H82V88L83 87H85L84 88V91L85 90H88L89 89V94H91L92 93V86H94L95 84H98V83H100L101 84V86H102V83H104L106 80H107V78L106 77H104V75L106 76V74H107V77L110 75V74H108V73H110V72H114L113 71V69H111V70H109L110 72H104L103 73V71L101 72ZM158 70V69H157ZM172 70V69H171ZM202 70V69H201ZM208 70H210V69H208ZM124 71V72H125ZM163 71V70H162ZM203 71V70H202ZM212 71V70H211ZM233 71V70H232ZM72 72V71H71ZM77 72V71H76ZM75 72V73H76ZM101 72V73H100ZM118 72V71H117ZM117 72H115V73H117ZM126 72H125V74H126ZM148 72V71H147ZM181 72V71H180ZM179 72V73H180ZM204 72H205V70H204ZM61 73V72H60ZM85 73H86V71H85ZM114 73V74H115ZM159 73V72H158ZM160 73H161V71H160ZM162 73H164V72H162ZM201 73V72H200ZM264 73V72H263ZM62 74H64V73H62ZM68 74H70V73H68ZM114 74H112V75H114ZM123 74V73H122ZM124 74V75H125ZM127 74V75H128ZM154 74V73H153ZM204 74V73H203ZM262 74V75H261ZM72 75H75V74H72ZM112 75H110V76H112ZM161 75V74H160ZM202 75V74H201ZM126 76V75H125ZM204 76V75H203ZM71 77V76H70ZM79 77V76H78ZM81 77V76H80ZM79 77V78H80ZM124 76H122L121 78H123ZM143 77V76H142ZM156 77V76H155ZM154 77V78H155ZM67 78V77H66ZM65 78V79H66ZM72 78V77H71ZM127 78V77H126ZM177 78V77H176ZM199 78V77H198ZM99 79H101V80H99ZM119 79V78H118ZM71 80V79H70ZM112 80V79H111ZM122 80V79H121ZM170 80V79H169ZM176 80V79H175ZM178 80H179V78H178ZM191 80V81H190ZM194 80V81H195ZM221 80V79H220ZM64 81V80H63ZM69 81V80H68ZM75 81V79H73V82ZM107 81H109V80H107ZM118 81H120V80H118ZM158 81V80H157ZM141 82V81H140ZM188 82V83H189ZM200 82V81H199ZM69 83V82H68ZM71 83V82H70ZM81 83H82V81H81ZM133 83V82H132ZM160 83H162V82H160ZM77 84V83H76ZM104 84H106V83H104ZM150 84V83H149ZM65 85H66V83H65ZM75 85V83L74 84H72V86H74ZM113 85V84H112ZM115 85V84H114ZM164 85V84H163ZM173 85V84H172ZM187 85H189V84H187ZM194 85H195V83H194ZM71 86V85H70ZM77 86V85H76ZM76 86L74 87V89H72L71 90V93H70V95H69V98H68V100L69 101H71V102H74V105H76V106H78V102L77 101H79L78 100V93L77 92H79L80 91V89H82V88H80L79 89V91H76L77 89H76ZM117 86H119V84L118 85H116V87ZM145 86V85H144ZM159 86V85H158ZM66 87H68V88H72V87H69V85L67 84V86ZM99 87V86H98ZM149 87V86H148ZM155 87V86H154ZM173 87V86H172ZM174 87H176V85L174 86ZM191 87V86H190ZM190 87H186V88H190ZM102 88H104V87H102ZM159 88V87H158ZM160 88H162L161 86H160ZM170 88V87H169ZM181 88H184V87H181ZM206 88V87H205ZM117 89V88H116ZM171 89V88H170ZM172 89H175V88H172ZM187 89V90H188ZM191 89V88H190ZM194 89V88H193ZM119 90V89H118ZM139 90V89H138ZM163 90V89H162ZM176 90V89H175ZM192 90V89H191ZM216 90V89H215ZM106 91V90H105ZM182 91H184V90H182ZM189 91V90H188ZM188 91H186L187 93H188ZM54 92V93H53ZM91 92V93H90ZM99 91H97V93H98ZM107 92V91H106ZM106 92H103V93H106ZM111 92V91H110ZM159 92V91H158ZM170 92V91H169ZM180 92V91H179ZM185 92V93H186ZM190 92V91H189ZM80 93V92H79ZM141 93V92H140ZM171 93V95L170 96H172V97H170V98H172L171 99V104H172V106L170 105L169 106V104H168V102L167 103H165V104H168V106L167 107H169V110H171V112L169 111V113L170 114H172V112L175 114V115H177V113L179 112V111H181L182 110V108L183 107H185V105H186V102H185V100L188 98V96L187 97H183V95H182V97L179 95V96H176L175 94H172V92H170ZM181 93V92H180ZM249 93V92H248ZM263 93V92H262ZM69 94V93H68ZM151 94V93H150ZM155 94V93H154ZM179 94V93H178ZM92 95V94H91ZM168 95H169V93H168ZM189 95V94H188ZM193 95V94H192ZM67 96V95H66ZM66 96L64 97V98H66ZM104 96V95H103ZM105 96H106V94H105ZM166 96V95H165ZM164 96V97H165ZM163 97V98H164ZM169 97V96H168ZM226 97V96H225ZM93 98V97H92ZM92 98H91V101H92ZM101 98H103L102 96H101ZM169 98V99H170ZM6 99V98H5ZM88 99V98H87ZM106 99V98H105ZM137 99V98H136ZM261 99H262V97H261ZM2 100V99H1ZM10 99H8V101H9ZM49 100V99H48ZM156 100V99H155ZM164 100H166V99H164ZM14 101H16V100H14ZM19 101V102H18ZM187 101V100H186ZM264 101V100H263ZM36 102H39V103H36ZM75 102H77L78 104H75ZM88 102H90L89 101V99H88ZM99 102H100V100H99ZM80 103L81 104H79V108H80V110H82V108L84 107V105H83V102L80 100ZM90 103H92V102H90ZM94 103V102H93ZM100 103H103V101H101ZM99 103V104H100ZM160 103V102H159ZM173 103H175L176 104V106L173 104ZM33 104H37L38 105V107H32L33 106ZM97 104V103H96ZM104 104V103H103ZM103 104H101V105H103ZM109 104V103H108ZM125 104V103H124ZM165 104H163V105H165ZM71 104H69V106H70ZM74 105H71V109H75V110H77L76 109V106L74 107V108H72V106H74ZM110 105V104H109ZM109 105H106L105 107H104V109L101 111V114L99 113V115H102V117H103V115H105L107 112H108V110H109ZM163 105H161L162 107H163V110L165 109L167 112H168V109H166V108H164V106ZM68 106V107H69ZM81 106H83V107H81ZM94 106V105H93ZM100 106V105H99ZM98 106V107H99ZM174 106H175V108H174ZM195 106V105H194ZM95 107V109H96V107L97 106H94ZM97 107V108H98ZM126 108V107H125ZM260 108V107H259ZM63 109H66L67 111H64L65 113L66 112H68L69 114H64V112H61ZM94 109V110H95ZM101 109H102V107H101ZM23 111V112H22ZM97 111H99V110H96V112ZM178 111V112H177ZM2 112V111H1ZM21 112V113H20ZM80 111H78V113H79ZM165 112V111H164ZM199 112V111H198ZM2 113H4V112H2ZM1 113V114H2ZM6 113V112H5ZM60 113H63V115L64 116H62ZM124 113V112H123ZM122 113V114H123ZM161 113V112H160ZM71 114V115H70ZM82 114V113H81ZM80 114V115H81ZM92 114V113H91ZM169 114V115H170ZM222 114V113H221ZM94 115V114H93ZM160 115V114H159ZM264 115V114H263ZM161 116H162V114H161ZM108 117V116H107ZM263 117V116H262ZM89 118V117H88ZM100 118H101V116H100ZM124 118V117H123ZM177 118V117H176ZM90 119H91V117H90ZM262 119H264V118H262ZM72 120V119H71ZM86 120V119H85ZM35 121L37 122L38 121V123H40L39 125H36L35 127L37 128V129H34V126H32L34 123H35ZM98 121V120H97ZM199 121V120H198ZM264 121V120H263ZM262 121V125H263V128H264V122ZM56 122V123H57ZM161 122V121H160ZM163 122V121H162ZM214 122V121H213ZM47 123V124H46ZM35 124H37V123H35ZM46 124V125H45ZM3 125V124H2ZM67 125V124H66ZM98 125V124H97ZM110 125V124H109ZM146 125V124H145ZM187 125V124H186ZM193 125V124H192ZM21 125H20V128L22 127ZM51 125H49V126H46V127H50ZM58 126V125H57ZM101 125L99 124V127H100ZM4 127H7V128H9L7 125H5ZM3 127V128H4ZM66 127V126H65ZM87 127V126H86ZM94 127H96V126H93L92 128H94ZM0 128H1V126H0ZM16 128H18V127H16ZM41 128V127H40ZM40 128L38 129V130H40ZM55 128V127H54ZM64 128V127H63ZM67 128V127H66ZM57 129V128H56ZM77 129V128H76ZM111 129V128H110ZM166 129V128H165ZM172 129V128H171ZM3 130V129H2ZM21 130H23V129H21ZM26 130V129H25ZM45 130V129H44ZM75 130V129H74ZM78 130V129H77ZM76 130V131H77ZM105 130V129H104ZM164 130V129H163ZM263 130V129H262ZM11 131V130H10ZM30 131V130H29ZM41 131V130H40ZM52 131H53V128H52ZM92 131V130H91ZM101 131V130H100ZM112 131V130H111ZM158 131H160V130H158ZM165 131V130H164ZM163 131V132H164ZM166 131H169L168 129L166 130ZM27 132V131H26ZM46 132V131H45ZM45 132H44V135H46V134H48V133H46L45 134ZM56 132V131H55ZM78 132H80V131H78ZM77 132V133H78ZM102 132H104V133H101V134H105V131H103L102 130ZM126 132V131H125ZM162 132V133H163ZM190 132V131H189ZM51 134H53L52 132H50ZM92 133V132H91ZM161 133V134H162ZM168 133V132H167ZM39 134H41V132L39 133ZM38 134V135H39ZM108 134V133H107ZM171 134V133H170ZM230 134V133H229ZM54 135V134H53ZM52 135V136H53ZM58 135H60V134H58ZM63 135V134H62ZM61 135V136H62ZM65 135H67V134H65ZM102 135V136H103ZM163 135H164V133H163ZM2 135H0V137H1ZM52 136H50V137H52ZM56 136V135H55ZM167 136V135H166ZM188 136V135H187ZM3 137V136H2ZM6 137V136H5ZM11 137V136H10ZM10 137H6L5 138V140H7L8 142L9 141H11V139L12 138H10ZM31 137H33V136H31ZM35 137V136H34ZM38 137V136H37ZM39 137H40V135H39ZM45 137V136H44ZM50 137H48V138H50ZM57 137V136H56ZM65 137V136H64ZM105 136H103V138H104ZM141 137V136H140ZM160 137V136H159ZM7 138H10V140L9 139H7ZM40 138H42V137H40ZM39 138V139H40ZM53 138V137H52ZM51 138V140L52 141H50V139H48L47 140V137H46V140L47 141H49V142H53V141H56V140H54V139H56L55 137L52 139ZM59 139H60V137H58ZM264 138V137H263ZM2 139H4V138H2ZM31 139V138H30ZM34 139V138H33ZM44 139V138H43ZM59 139H57L58 141H59ZM71 139V138H70ZM145 139V138H144ZM14 140V139H13ZM21 140H24V139H21ZM20 140V141H21ZM37 140V139H36ZM46 140H43L40 144L41 145H39L40 147L42 146V148H44V149H47V147L49 146V144L47 143V141ZM107 140V139H106ZM1 141V140H0ZM26 140H24V143H26L25 142ZM28 141V140H27ZM32 141V144H29V146H31L32 145V147H31V149H30V147L28 146V143H27V149H25V150H23V151H31V154H29V155H33L34 153H32L33 151V149L32 148H37V146L35 147V144H34V146H33V140H31ZM30 140H29V142H31ZM35 141V140H34ZM168 141V140H167ZM3 142V141H2ZM14 142H15V140H14ZM22 142V141H21ZM39 142V141H38ZM153 142V141H152ZM155 142H156V140H155ZM11 144H12V141L10 142ZM34 143H36V142H34ZM56 143V142H55ZM77 143V142H76ZM158 143V142H157ZM156 143V144H157ZM260 143V142H259ZM2 144H4V143H2ZM54 144V143H53ZM106 144H108V143H106ZM16 146V144L14 145V147ZM38 146V147H39ZM53 146V145H52ZM152 146H153V144H152ZM158 146V145H157ZM11 147V146H10ZM56 147H58V146H56ZM4 148H6V147H4ZM3 148V149H4ZM16 148V147H15ZM59 148V147H58ZM57 148V149H58ZM114 148V147H113ZM17 149H18V147H17ZM17 149H13V150H16V151H18V150H20L21 148L19 147V149L17 150ZM30 149V150H29ZM39 149V148H38ZM52 149V148H51ZM155 149V148H154ZM53 150V149H52ZM59 150V149H58ZM57 150V151H58ZM122 150V149H121ZM157 150V149H156ZM176 150V149H175ZM35 151V150H34ZM44 151V150H43ZM43 151L41 152V154H40V156H38L39 157V159L41 158V159H45V158H47L48 156L49 157H51V155H46V153L48 152L49 153V147H48V149L47 150H45L46 152H44L45 154H43ZM55 151H56V149H55ZM80 151V150H79ZM74 152V151H73ZM200 152V151H199ZM21 153V152H20ZM19 153V154H20ZM47 153V154H48ZM83 153V152H82ZM94 153H95V151H94ZM2 154V153H1ZM13 153H11V155H12ZM19 154H18V156H19ZM28 154V153H27ZM26 154V155H27ZM50 154V153H49ZM53 154V153H52ZM74 154H76V153H74ZM78 154V153H77ZM5 155V154H4ZM7 155V154H6ZM8 155L10 156V154L8 153ZM26 155L24 156V155H21V158H22V156L23 157H26ZM36 155V154H35ZM47 157H46V156ZM54 155H56V153L54 152ZM105 155V154H104ZM103 155V156H104ZM133 155V154H132ZM195 155V154H194ZM197 155V154H196ZM14 156L16 157L17 155L16 154H14ZM17 156V157H18ZM57 156V158L56 159H58V154L56 155ZM79 156V155H78ZM84 156V155H83ZM97 156V155H96ZM99 156V155H98ZM122 156V155H121ZM35 157V156H34ZM48 157V158H49ZM52 157H53V155H52ZM125 157V156H124ZM167 157V156H166ZM196 157V156H195ZM5 158V157H4ZM54 158H55V156H54ZM128 158V157H127ZM131 158V157H130ZM130 158H129V160H130ZM20 159V158H19ZM35 159V158H34ZM125 159V158H124ZM13 160V159H12ZM23 160V159H22ZM32 161H33V158L31 159ZM51 160H53V158H51ZM51 160H49V161H51ZM82 160V159H81ZM86 160V159H85ZM126 160V159H125ZM199 160V159H198ZM38 161V160H37ZM57 161V160H56ZM127 161V160H126ZM21 162V161H20ZM27 162V161H26ZM28 162H29V160H28ZM41 162H43V161H41ZM58 162V161H57ZM56 162V163H57ZM85 162V161H84ZM130 162V161H129ZM132 162H134V161H131V163ZM137 162V161H136ZM16 163V162H15ZM32 163H34V161L32 162ZM31 163V164H32ZM38 163V162H37ZM44 163H45V165H44ZM50 162H48L46 159H45V161L43 162V166H45V167H47V166H49L50 167V165L52 166L53 164H49ZM51 163H53V161H51ZM55 163V162H54ZM61 163V162H60ZM26 164V163H25ZM25 164H24V166H25ZM28 164V163H27ZM35 164V163H34ZM32 165L33 167L34 166H36V165ZM46 164H49V165H47L46 166ZM65 164V163H64ZM67 164V163H66ZM65 164V165H66ZM182 164V163H181ZM28 165H30V164H28ZM40 165V164H39ZM55 165V164H54ZM133 165H134V163H132V167H133ZM59 166V165H58ZM143 166V165H142ZM224 166V165H223ZM259 166H261V167H259ZM259 166H257L256 165V167L255 168H253L252 167V171H251V174H249L248 176H245L243 179L241 178V180L240 181H237V182H231V183H227L226 182V184L225 183H219L217 180H213L212 178H211V180L209 179V184H208V182L206 183V185H207V187H205V188H202V189H199V190H196V192H194L193 194H190L189 196H187V197H184V198H182V199H180L179 201H177V202H175V203H173V204H170L167 208H165V209H167L166 210V212H164L162 215L160 214V216H158V218H151V220H148L149 222H144V221H146V220H144L143 221V219L141 220V219H136V220H134V223H131V222H133V221H131V222H129V223H131V225H130V227L131 228H128V230H133L132 232L133 233H131V234H127L126 232H124L123 234L121 233V235H120V237H116V236H110V238H109V240H107L106 242H108L109 244H110V246H108V245H106L105 243H104V241H105V238L104 239H102V236H101V239L102 240H104V241H102V243H101V245L102 246H99V247H101V249H103V245L105 244L106 246H107V251L106 252H108V256H110L112 259H114V260H116V263H117V261L118 262H120V264H124V260H123V258L124 257H122V259L120 258V257H118L117 255H120V253L119 254H116V253H118V252H116V250L115 249H120V247H122V249L123 250H125L124 252H126V257H125V259H127V260H129L128 258H133L134 259V261H138L137 263L136 262H134L133 264H181V262L182 261H180V258L179 259H177V256H178V254H179V252H180V250H181V248L183 247V245L184 244H186L187 242L186 241H189V239L190 238H194V239H197L198 238V236L200 235L199 233H200V231L198 230L202 225L204 226V224L207 222V220H204V218H205V216H206V214H209V213H211V214H213L214 212L216 213V212H218L219 214V216H215L214 214L212 215V216H210L209 215V217H218L219 219L218 220H223V219H225V218H230V219H232V220H236L237 221V219H240V218H242L244 215H246V214H248L249 213V215L251 214V213H253L254 214V211L253 210H255V208H254V206L253 205H255L256 203H259V202H262L261 200L264 198L263 196H264V166L263 165H259ZM18 167H20V169H21V165L20 166H18ZM26 167V166H25ZM29 167V166H28ZM45 167H43L44 169H45ZM49 167L47 168V169H49ZM55 167V166H54ZM63 167V166H62ZM83 167V166H82ZM112 167V166H111ZM137 167V166H136ZM139 167V166H138ZM7 168L9 169V167L7 166ZM24 168V167H23ZM27 168V167H26ZM38 168V167H37ZM65 168H67V167H65ZM93 168V167H92ZM147 168V167H146ZM199 168V167H198ZM2 169V168H1ZM25 169V168H24ZM28 169V168H27ZM36 169V168H35ZM40 169V168H39ZM43 169V170H44ZM79 169V168H78ZM53 170V169H52ZM59 170V169H58ZM68 170V169H67ZM70 170V169H69ZM72 170V169H71ZM149 170V169H148ZM153 170V169H152ZM24 171V170H23ZM29 171V170H28ZM31 171V170H30ZM32 171H34V170H32ZM36 171V170H35ZM97 171V170H96ZM137 171H138V169H137ZM5 172V171H4ZM26 172V171H25ZM47 172H49V174L51 173L50 172V170L49 171H47L46 170V174H48ZM53 172V171H52ZM133 172H135V171H133ZM15 173V172H14ZM43 173V172H42ZM239 173V172H238ZM29 174V173H28ZM27 173L25 174V177L28 175ZM35 174H36V172H35ZM45 174V173H44ZM45 174V175H46ZM52 174V173H51ZM47 175V176H50V178L51 177H53V175H54V173H53V175ZM57 174V173H56ZM77 174H78V172H77ZM12 175H14L15 176V174H12ZM19 175V174H18ZM21 175L22 176H24L22 173H21ZM37 175V174H36ZM60 175H62V174H60L59 173V175L58 176H60ZM64 176H65V174H63ZM75 175V174H74ZM128 175V174H127ZM167 175V174H166ZM246 175V174H245ZM22 176H21V178H22ZM29 176H31V174L29 175ZM44 175L42 174V177H43ZM57 176V175H56ZM56 176H54V180L53 181H56V179H55V177ZM81 177H82V175H80ZM126 176V175H125ZM238 176V175H237ZM10 177V176H9ZM25 177H23V179L25 178ZM39 177V176H38ZM41 177V175H40V178H42ZM74 177L75 176H72V179H74ZM84 177V176H83ZM82 177V178H83ZM243 177V176H242ZM13 178V177H12ZM36 178V177H35ZM44 179L46 178V176L45 177H43ZM76 178V177H75ZM164 178V177H163ZM170 178V177H169ZM173 178V177H172ZM237 178V177H236ZM22 179V180H23ZM27 179H28V177H27ZM39 179V178H38ZM44 179H43V181H44ZM52 179L53 178H51L50 179V183H51V181H52ZM63 179H67V177L65 178H63ZM62 179V180H63ZM167 179H168V177H167ZM177 178L175 177V179H172L173 181H175ZM10 181H11V179H9ZM33 180H34V177H33ZM57 180H58V178H57ZM70 180H71V178H70ZM78 180L80 181V180H82V179H80V178H78ZM77 180V181H78ZM99 180V179H98ZM161 180V179H160ZM168 180H171V179H168ZM219 180V179H218ZM225 180V179H224ZM9 181V182H10ZM25 181V180H24ZM36 181H37V178H36ZM40 181H42V179L40 180ZM42 181V182H43ZM47 181L49 182V177H48V179H47ZM67 181V180H66ZM83 181L85 182V180L83 179ZM181 181V180H180ZM228 181V180H227ZM230 181V180H229ZM13 182V181H12ZM16 182V181H15ZM27 181H25V182H23L22 181V183H26ZM34 182H35V180H34ZM42 182H40L39 184H40V186H42ZM47 182V183H48ZM58 182V181H57ZM81 182V181H80ZM83 182V183H84ZM86 182H87V180H86ZM50 183H48V184H50ZM54 183V182H53ZM65 183V182H64ZM124 183V182H123ZM168 183V182H167ZM170 183H171V181H170ZM176 183V182H175ZM177 183H179L178 181H177ZM23 184V185H24ZM33 184V182L31 183L30 181H28V186H30L31 187V185ZM35 184H37L36 182H35ZM44 184V183H43ZM57 184V183H56ZM67 184V183H66ZM70 185H71V183H69ZM68 184V185H69ZM76 185H77V183H75ZM9 185H10V183H9ZM18 185V184H17ZM44 185H46V184H44ZM79 185V184H78ZM7 186V185H6ZM27 183H26V190H25V188H24V190H23V192L25 191H27L28 192V190H27ZM33 186H34V184H33ZM40 186L38 185V187H37V189L38 190H40V191H42V189L40 188ZM54 186V187H53ZM72 186H75V185H72ZM72 186H71V190L72 191H76V190H73L72 189ZM112 186V185H111ZM161 186H162V184H161ZM49 187V186H48ZM60 186H58V188H59ZM79 187H80V185H79ZM184 187V186H183ZM13 188V187H12ZM32 188V187H31ZM51 188H53V190H51ZM51 188H49V190H51L52 192L53 191H55L56 189H58L57 187H56V189H55V183L51 186ZM156 188V187H155ZM163 188V187H162ZM9 189V188H8ZM29 189V188H28ZM61 189L63 190V191H65L64 190V188L62 187V188H59L58 190H60L59 192H60V194H62L63 195V191H61ZM83 189V188H82ZM113 189V188H112ZM6 190V189H5ZM12 190V189H11ZM37 190V191H38ZM58 190H57V192H58ZM70 190V191H71ZM117 190V189H116ZM30 191V193H34V192H32L31 190H29ZM40 191H38V194H39V192ZM45 191V188L43 189V193H45L44 192ZM51 191H49V194H50V192ZM79 191V190H78ZM77 191V192H78ZM8 192V191H7ZM22 192V193H23ZM36 192V191H35ZM42 192H40V193H42ZM48 191H46V193H47ZM56 192V191H55ZM62 192V193H61ZM6 193V192H5ZM20 193H21V191H20ZM19 193V194H20ZM42 193V194H43ZM45 193V194H46ZM72 193V192H71ZM108 193V192H107ZM42 194L39 196V198H41L42 197ZM44 194V195H45ZM65 194V193H64ZM67 194V193H66ZM75 195L77 194L76 192L74 193ZM160 194V193H159ZM17 195V194H16ZM22 195V194H21ZM34 195V194H33ZM47 195H48V193H47ZM58 195H59V193H58ZM72 195V194H71ZM20 196V195H19ZM46 196V195H45ZM63 196H65L67 199L69 198L68 196H66V195H63ZM62 196V197H63ZM78 196V195H77ZM8 197V196H7ZM21 197V200L23 201V199H27V197L25 196H20ZM22 197H24V198H22ZM33 197V196H32ZM31 197V198H32ZM44 197V196H43ZM47 197L49 198L50 196L48 195V196H46V199H47ZM61 197V196H60ZM74 197H76V196H74ZM71 198H72V196H71ZM252 198H254V201H256V202H251V200H252ZM14 199H16V197H14ZM32 199H34V198H32ZM36 199V198H35ZM34 199V200H35ZM51 199V198H50ZM50 199H49V201H50ZM64 199V198H63ZM66 199V200H67ZM28 200V199H27ZM26 200V201H27ZM44 200H45V198L43 199V200H38V202L39 201H42L43 202V204L42 205H40V204H38V202H36L38 205H37V208L36 209H38V206H40L41 207V209H42V206H46L45 204V202H44ZM65 200V199H64ZM64 200H62V201H64ZM65 200V202L66 203H68L67 201ZM76 200H77V197H76ZM16 201V200H15ZM17 201H19V200H17ZM25 201V200H24ZM23 201V202H24ZM29 201V200H28ZM30 201H31V203L33 204V203H35V202H33L31 199H30ZM29 201V202H30ZM47 201H48V199H47ZM49 201H48V203H49ZM52 201V200H51ZM61 201V202H62ZM101 201V200H100ZM22 202V203H23ZM57 202H59V200L57 201ZM17 203V202H16ZM21 203V204H22ZM24 203H26V202H24ZM23 203V204H24ZM30 203V204H31ZM45 203V204H44ZM51 203H55V202H51ZM60 203V202H59ZM58 203V204H59ZM65 203V204H66ZM131 203V202H130ZM29 203L27 202V207L28 206H30V204L28 205ZM50 204V203H49ZM58 204H57V206H58ZM63 202H62V204H60V205H62V207H63ZM79 204V203H78ZM16 205V204H15ZM26 205V204H25ZM24 205V206H25ZM34 205V204H33ZM32 205V206H33ZM48 205V204H47ZM68 205H70V204H68ZM17 206V205H16ZM16 206H14L15 207V210H16ZM35 206V205H34ZM33 206V207H34ZM50 206L51 205H49V207L48 208H50ZM65 206V205H64ZM79 206V205H78ZM13 207V206H12ZM36 207V206H35ZM56 207V206H55ZM59 207V206H58ZM66 207H67V209L68 208H74V207H69V206H67L66 205ZM66 207H64L65 209H66ZM257 207V206H256ZM47 207H46V210L48 209ZM258 208V207H257ZM14 209V208H13ZM24 209H26V208H24ZM29 209H30V211L32 210L31 209V207H29ZM29 209H28V211H29ZM35 209V211L36 212H31V213H33V214H30L28 211H24V213H26V215L28 214V215H32V216H35L36 217V215L39 213V211L38 210H36ZM40 209V208H39ZM51 209H53L52 207H51ZM54 209H56L57 210V208H54ZM66 209V210H67ZM75 209V208H74ZM3 210V209H2ZM33 210H34V208H33ZM42 210H44V207H43V209ZM42 210H41V213H42ZM46 210H44L45 212H44V214L42 213H39V214H41L42 215V217H44L43 215H46V212H48V211H46ZM50 210V209H49ZM66 210H64V215L66 216L67 214L65 213L66 212ZM70 210V209H69ZM69 210L67 211V212H69ZM78 210V209H77ZM77 210L75 211V212H77ZM257 210V209H256ZM20 211H22V208L20 209ZM37 211H38V213H37ZM51 211V210H50ZM55 211V210H54ZM61 211H62V209H61ZM60 211V212H61ZM80 211V210H79ZM156 211V210H155ZM251 211H253V212H251ZM11 212H13V211H11ZM53 212V211H52ZM49 213L50 214V216L47 214V216L49 217V218H47V216H46V218L45 219H48L47 221H53L54 219H53V217L56 219V215L54 216V214L55 213H57V212H59L58 210L57 211H55V212H53V213ZM141 212V211H140ZM213 212V213H212ZM248 212V213H247ZM251 212V213H250ZM14 213H15V211H14ZM36 213V214H35ZM81 213V212H80ZM79 213V214H80ZM51 214H53V216L51 215ZM57 214H59V213H57ZM72 214H74V210H72V213H71V216H74V215H72ZM78 214V215H79ZM82 214V213H81ZM159 214V213H158ZM217 214V213H216ZM19 215H21V214H19ZM18 215V216H19ZM27 215V216H28ZM41 215H38V216H41ZM63 215V216H64ZM125 215V214H124ZM31 216V217H32ZM52 216V217H51ZM59 216H60V218H59ZM63 216H61V214L60 215H58V217H57V222L59 221V219H61V217H63ZM70 216V218H72ZM80 216V215H79ZM90 216V215H89ZM208 216V215H207ZM206 216V218H208ZM12 217H15L14 215H12ZM53 219H51V218ZM75 217V216H74ZM91 217V216H90ZM89 217V219L91 220V218ZM130 218H131V220H132V215L131 216H129ZM128 217V218H129ZM246 217V216H245ZM254 217V216H253ZM25 218V217H24ZM34 218V217H33ZM37 218V217H36ZM36 218H34V219H36ZM59 218V219H58ZM64 218V217H63ZM62 218V219H63ZM70 218L69 219H67V221L65 222V223H62L61 222V220H60V223L59 224H57L55 221L56 220H54L52 223L50 222L49 224H53V223H55V225H51V226H48V224H47V222H46V220L45 219H43V226H42V218H40L41 219V221L39 220V224L37 223L38 222V220L36 221V223L38 224V225H41L42 227H48L49 228V230H47V228H46V230L47 231H49L48 233L46 232V231H44V230H42V231H44L45 232V235H46V233L48 234V235H46L47 236V238H48V242H47V244H46V241H45V252L46 253H48L50 250H51V248L53 247V248H55L56 249V247H54L55 245H57V243L58 242H62L63 240V238H62V236H63V232H65V231H69L70 230V232H69V234L70 233H72L71 232V230L72 231H74V229H72V228H74L75 226H72V224L71 223H74L76 220L74 219V218H72L71 219V221L72 222H70ZM79 218H82V217H79ZM95 218V217H94ZM130 218L128 219V220H130ZM144 218V217H143ZM244 218V217H243ZM19 219V218H18ZM88 219V220H89ZM229 219V220H230ZM31 220V219H30ZM44 220H45V223H44ZM75 220V221H74ZM85 220V219H84ZM116 220V219H115ZM128 220H126V221H128ZM209 220H212V219H209ZM217 220V221H218ZM232 220H230V221H232ZM243 220V219H242ZM93 221V220H92ZM125 221V222H126ZM32 222V221H31ZM81 222V221H80ZM79 222V223H80ZM83 222H85V221H83ZM125 222H124V224H125ZM255 222V221H254ZM15 223V222H14ZM23 223H25V221L23 222ZM62 223V224H61ZM76 223H78V221H76ZM76 223H75V225H76ZM88 223V222H87ZM236 223V222H235ZM238 223V222H237ZM19 224V223H18ZM26 224V223H25ZM44 224H46V225H44ZM83 224V223H82ZM133 224V225H132ZM221 224V223H220ZM219 224V225H220ZM234 224V223H233ZM86 225V224H85ZM85 225H83L82 227H84ZM126 225H127V223H126ZM126 225H123V226H125L126 227ZM216 225V224H215ZM24 226V225H23ZM22 226V227H23ZM77 226V225H76ZM129 226V225H128ZM202 226V227H203ZM226 226V225H225ZM27 227H28V224H27ZM26 227V228H27ZM39 226H37L36 228H38ZM82 227L79 229V230H81L82 229ZM92 227V226H91ZM90 227V228H91ZM21 228V227H20ZM34 228V227H33ZM1 230H4V229H2V228H0ZM23 229V228H22ZM21 229V230H22ZM42 229V228H41ZM84 229V231H85V229H87V228H83ZM122 229H123V227H122ZM121 229V230H122ZM127 229V228H126ZM223 229V228H222ZM1 230H0V232H1ZM24 230V229H23ZM38 230H40V228L38 229ZM37 230V231H38ZM75 230H77V228H75ZM78 230V231H79ZM7 231V230H6ZM5 231V232H6ZM14 232L16 231V230H13ZM18 231V230H17ZM32 231V230H31ZM42 231H41V234H42ZM82 231V230H81ZM124 231V230H123ZM30 232V231H29ZM40 232V231H39ZM77 232V231H76ZM37 233V232H36ZM66 234H67V232H65ZM65 233H64V235H65ZM85 233H86V231H85ZM111 233V232H110ZM109 233V234H110ZM8 233H6V235H7ZM24 234V233H23ZM38 234V233H37ZM36 234V235H37ZM40 234V236H42ZM72 234H75V233H72ZM94 234V233H93ZM92 234V235H93ZM98 234H100V233H98ZM4 236L5 235V233H4V235H3V233H1L0 234V237H2V236ZM21 235H22V233H21ZM87 236L89 235V234H86ZM86 235H84V237L86 236ZM11 236V235H10ZM15 236V235H14ZM26 236V235H25ZM39 236V235H38ZM39 236V237H40ZM49 236V237H48ZM94 236H96V235H94ZM201 236V235H200ZM203 236H205V234L203 235ZM6 237H8V236H6ZM22 239H20V240H23V237L22 236H20ZM19 237V238H20ZM28 237H31L30 235L28 236ZM78 237H80V236H78ZM77 237V238H78ZM82 237V236H81ZM15 238V237H14ZM26 238V237H25ZM34 239L32 240V241H34L35 239L37 240V237L35 236V234H34V237H33ZM42 237H40V238H38V239H41ZM107 238V239H108ZM232 238V237H231ZM234 238V237H233ZM237 238V237H236ZM4 239V238H3ZM2 239V241H6V240H8V239H4L3 240ZM28 239V238H27ZM30 239V238H29ZM29 239H28V241H29ZM69 239V238H68ZM199 239V238H198ZM264 239V238H263ZM0 240H1V238H0ZM12 240V239H11ZM29 241V243L32 245L33 243H32V241ZM46 240V239H45ZM60 240H62V241H60ZM78 240V239H77ZM19 241V240H18ZM17 241V242H18ZM27 241V242H28ZM40 241H42V240H40ZM200 241V240H199ZM264 241V240H263ZM1 242V241H0ZM20 242V241H19ZM24 242V241H23ZM22 242V243H23ZM37 242H39V240L37 241ZM64 242V241H63ZM101 242V241H100ZM99 241H97V239L95 240V237H88L87 239L86 238H79V240L77 241V244H76V246L78 247V246H80V245H82L83 244V246L85 245L84 243H90V245L92 244H98V243H100ZM5 243H7V242H5ZM4 242L2 243V244H0V246H2L3 244H5ZM11 243H13L12 241H11ZM25 243V242H24ZM24 243L23 244H21L22 246L24 245ZM29 243H27L28 244V246L31 248V245H29ZM40 243V242H39ZM44 243V242H43ZM121 243V244H120ZM198 243V242H197ZM17 244V243H16ZM35 244V243H34ZM33 244V245H34ZM64 244V243H63ZM187 244H189V243H187ZM262 244V242H260V243H258V246H256V247H258L257 248V250L260 248V249H262L261 247H263V246H261V247H259V245H261ZM32 245V250H33V253H35L36 252V246L34 247ZM35 245H37V244H35ZM39 245V244H38ZM43 245V246H44ZM47 245V246H46ZM58 245H62L61 243L60 244H58ZM66 245V244H65ZM71 245V244H70ZM75 245V244H74ZM190 245V244H189ZM193 245V244H192ZM4 246V245H3ZM2 246V247H3ZM6 246H8V248H9V245H5V247ZM17 246H19V247H17ZM15 245V247H17V248H21V250H23V249H25V248H22V246L20 247V245ZM96 246H98V245H96ZM148 246V248H146ZM187 246V245H186ZM195 246V245H194ZM24 247H27V245L25 246L24 245ZM29 247H27L25 250H24V252L29 248ZM39 247V246H38ZM41 247H42V245H41ZM59 247V246H58ZM68 247V246H67ZM71 247V246H70ZM72 247H74V246H72ZM86 247H87V244H86ZM91 247H94V246H91ZM255 247V248H256ZM12 248V247H11ZM29 248V249H30ZM44 248V247H43ZM42 248V249H43ZM52 248V249H53ZM61 248V247H60ZM88 248H90V246L89 247H87V249ZM115 248V249H114ZM184 248V247H183ZM1 249V248H0ZM5 249V248H4ZM28 249V250H29ZM36 249V250H35ZM39 249H40V247H39ZM50 249V250H49ZM75 249V248H74ZM78 249H79V247H78ZM82 249H84V248H82ZM95 249V248H94ZM101 249H99V250H101ZM106 249V248H105ZM118 249V250H119ZM180 249V250H179ZM259 249V250H260ZM91 250V249H90ZM96 250V249H95ZM121 250V249H120ZM119 250V251H120ZM138 250H142V251H144V253L142 254V252L141 253H138ZM255 251H257L256 249H254ZM7 251H9V250H7ZM6 251V252H7ZM12 251V250H11ZM30 252H31V250H29ZM28 251V252H29ZM35 251V252H34ZM43 251V250H42ZM52 251V250H51ZM82 251V250H81ZM88 251V250H87ZM122 251V250H121ZM184 251V250H183ZM13 252H15V255H14V253H12L13 254V257L15 256V258H16V251H13ZM18 252V251H17ZM19 252H20V254L22 255H24V256H26L27 254H25L24 252L23 253H21V251L19 250ZM19 252L17 253V254H19ZM53 252V251H52ZM123 252V251H122ZM121 252V253H122ZM26 253H27V251H26ZM32 253V254H33ZM42 253H44V252H42ZM50 253V252H49ZM57 253V252H56ZM55 253V256H57L58 257V254H56ZM8 254V253H7ZM20 254L18 255L19 257H20ZM32 254H31V256H32ZM74 254V253H73ZM183 254V253H182ZM181 254V255H182ZM252 254V253H251ZM34 255V254H33ZM52 255V254H51ZM68 255V254H67ZM253 255V254H252ZM255 255H257V254H255ZM260 255V254H259ZM12 256V255H11ZM18 256H17V258L15 259V260H20V258L22 257H20V258H18ZM22 257L21 259H23V258H25V257ZM29 256V255H28ZM35 256V255H34ZM45 256H47V254L45 255ZM53 256V255H52ZM54 256V257H55ZM83 256H85V254L83 255ZM124 256V255H123ZM179 256H180V254H179ZM42 257H43V255H42ZM51 257V256H50ZM49 257V258H50ZM75 256H72V258H74ZM235 257V256H234ZM29 258V257H28ZM52 258V257H51ZM67 258V257H66ZM72 258H70V259H72ZM251 258V257H250ZM249 258V259H250ZM257 258H259V257H257ZM9 259H10V257H9ZM32 258H29V259H26L27 261L29 260V262H31L32 260L34 261V259H36V257L34 258L33 257V259L31 260ZM53 259V258H52ZM69 259V260H70ZM97 259V258H96ZM96 259H94V260H96ZM11 260V259H10ZM13 260V259H12ZM15 260H13V261H15ZM25 260V262H27ZM38 260V259H37ZM44 260V259H43ZM93 260V259H92ZM114 260H112V261H114ZM131 260V259H130ZM186 259H184V261H185ZM21 261V260H20ZM50 261V260H49ZM67 261V260H66ZM72 261H74V260H72ZM79 261V260H78ZM82 261H84V260H82ZM98 261H101V259H99ZM112 261H110V263L112 262ZM18 262V261H17ZM24 262V263H25ZM28 262V264H30ZM44 262V261H43ZM79 262H81V261H79ZM88 262V261H87ZM103 262H105V264H108V263H106L107 261H102L101 263H103ZM10 263H11V261H10ZM16 262H14L13 264H15ZM24 263H21V264H24ZM36 263H38V261L36 262ZM70 263V262H69ZM72 263V262H71ZM70 263V264H71ZM109 263V264H110ZM112 263H114V262H112ZM115 263V264H116ZM26 264V263H25ZM34 264V263H33ZM38 264H40V263H38ZM49 264V263H48ZM51 264V263H50ZM53 264H55V263H53ZM76 264H78V263H76ZM83 264H84V262H83ZM104 264V263H103ZM118 264V263H117ZM127 264V263H126Z\"/></svg>", "mask_w": 264, "mask_h": 264}]
</instances>
